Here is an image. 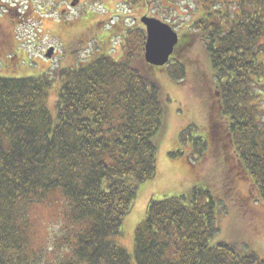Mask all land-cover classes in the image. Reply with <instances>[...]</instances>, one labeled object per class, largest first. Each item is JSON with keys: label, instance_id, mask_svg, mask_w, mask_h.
Instances as JSON below:
<instances>
[{"label": "trees", "instance_id": "1", "mask_svg": "<svg viewBox=\"0 0 264 264\" xmlns=\"http://www.w3.org/2000/svg\"><path fill=\"white\" fill-rule=\"evenodd\" d=\"M200 6L167 73L183 80L195 65V79L214 77L207 83L217 93L211 116L221 115L225 130L220 135L210 116L211 135L220 139L211 144L227 148L232 137L235 172L251 178L245 200H264V0ZM128 34L119 60L99 52L53 72L0 74V264H53L37 246L33 212L57 202L50 220L56 264H264L254 251L214 241L221 209L201 184L149 200L132 251L118 243L139 185L155 177L165 128L162 88L142 57L143 32ZM197 42L208 74L184 55ZM13 45L0 47V59Z\"/></svg>", "mask_w": 264, "mask_h": 264}, {"label": "rangeland", "instance_id": "2", "mask_svg": "<svg viewBox=\"0 0 264 264\" xmlns=\"http://www.w3.org/2000/svg\"><path fill=\"white\" fill-rule=\"evenodd\" d=\"M7 1L10 6L19 3L16 11L21 15L18 17L12 10L0 17L2 28L15 43L11 54L0 59V74L9 76L53 72V69L58 70L99 52L120 58L125 51V29L135 26V17L145 13L144 7L137 5L141 0H136L135 5L131 4L133 0H124L131 1V8L125 6L123 0H81L80 6L70 11L62 10L69 6V0ZM143 2L148 4L149 14L170 23L176 30L192 29V21L201 14L200 0ZM16 24L18 29L14 30ZM14 32L17 34L15 39ZM48 45L55 47L52 60H46L44 56ZM178 55L179 58L181 53ZM184 55L198 60L202 71L208 74L209 69L202 65L205 56L199 42L189 46ZM186 71L188 77L179 84L163 71L155 75L162 88L166 110L165 130L157 153V172L154 178L139 185L137 198L123 220L122 235L117 241L131 252L135 228L144 218L149 200L184 193L193 185L201 184L218 198L221 209L216 218L218 231L214 241L235 244L264 258V201L245 200L248 181L241 176V171L237 173L231 164H227L230 159L234 162L231 146L226 149L222 143L211 144L214 137L209 133L208 122L211 121L213 90L208 84H212V77L207 76V82L204 75L203 79H195L194 73L201 71L195 65L187 66ZM260 88L264 91V85ZM212 120L218 125L216 131L225 129L220 125V115ZM196 135L202 136L207 145L202 143L203 147H200V143L192 147ZM215 139L219 140V136ZM52 198L49 202L53 206L56 197ZM58 204L51 208L42 206V215L56 217ZM33 214L35 217V212Z\"/></svg>", "mask_w": 264, "mask_h": 264}, {"label": "water", "instance_id": "3", "mask_svg": "<svg viewBox=\"0 0 264 264\" xmlns=\"http://www.w3.org/2000/svg\"><path fill=\"white\" fill-rule=\"evenodd\" d=\"M146 25L147 37L144 45L145 60L149 64L161 66L168 61L169 56L178 42L177 34L167 25L154 18L142 17ZM51 51L47 52L49 56Z\"/></svg>", "mask_w": 264, "mask_h": 264}, {"label": "clouds", "instance_id": "4", "mask_svg": "<svg viewBox=\"0 0 264 264\" xmlns=\"http://www.w3.org/2000/svg\"><path fill=\"white\" fill-rule=\"evenodd\" d=\"M41 207L38 206L36 209H34L35 212V219L38 222V240H37V246L38 247H44L46 250L45 259L52 258L53 264H56L55 257L53 254V244H52V228L50 227V220L53 219V217L44 216L41 213ZM63 221L61 220V224ZM63 254H69L70 249L64 248L62 250Z\"/></svg>", "mask_w": 264, "mask_h": 264}, {"label": "flooded vegetation", "instance_id": "5", "mask_svg": "<svg viewBox=\"0 0 264 264\" xmlns=\"http://www.w3.org/2000/svg\"><path fill=\"white\" fill-rule=\"evenodd\" d=\"M3 5L2 2H0V7ZM11 44V35L7 33L1 26L0 21V47H7Z\"/></svg>", "mask_w": 264, "mask_h": 264}]
</instances>
